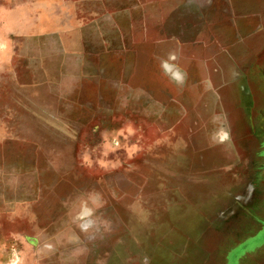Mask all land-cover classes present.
Masks as SVG:
<instances>
[{
    "label": "rangeland",
    "instance_id": "obj_1",
    "mask_svg": "<svg viewBox=\"0 0 264 264\" xmlns=\"http://www.w3.org/2000/svg\"><path fill=\"white\" fill-rule=\"evenodd\" d=\"M258 4L0 0V264H264Z\"/></svg>",
    "mask_w": 264,
    "mask_h": 264
},
{
    "label": "crops",
    "instance_id": "obj_2",
    "mask_svg": "<svg viewBox=\"0 0 264 264\" xmlns=\"http://www.w3.org/2000/svg\"><path fill=\"white\" fill-rule=\"evenodd\" d=\"M258 4V8L256 11H241L239 12L240 17H236L234 26L237 28L238 21H248L253 23L251 24L250 33L251 34H258L261 35V47L258 49L261 50V124H262V118L264 120V117H262V114H264V0H256ZM254 20L256 22H254ZM248 39V38H247ZM262 126V125H261ZM264 129L261 127V137L262 140H264Z\"/></svg>",
    "mask_w": 264,
    "mask_h": 264
}]
</instances>
